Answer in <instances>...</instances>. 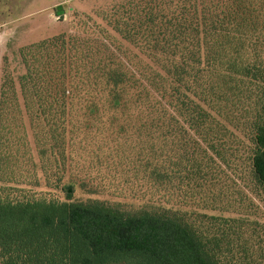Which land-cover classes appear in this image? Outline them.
<instances>
[{
    "label": "rangeland",
    "instance_id": "374dc122",
    "mask_svg": "<svg viewBox=\"0 0 264 264\" xmlns=\"http://www.w3.org/2000/svg\"><path fill=\"white\" fill-rule=\"evenodd\" d=\"M41 41L52 119L18 55ZM263 113L264 0H0L1 187L164 213L222 264H264Z\"/></svg>",
    "mask_w": 264,
    "mask_h": 264
},
{
    "label": "trees",
    "instance_id": "16d2710c",
    "mask_svg": "<svg viewBox=\"0 0 264 264\" xmlns=\"http://www.w3.org/2000/svg\"><path fill=\"white\" fill-rule=\"evenodd\" d=\"M48 43L24 46L18 55L25 77L42 80L39 95L47 108L37 109L52 119L63 115V105L58 113L53 104L60 103L57 96L65 93L66 83L60 70L51 71L54 53L44 47ZM55 76L61 78L60 85L53 84ZM172 92L168 104L180 107L182 96ZM262 115L254 129L251 168L264 190ZM72 198V193L64 201L39 198L19 188L0 186V264H222L192 228L167 214L124 211Z\"/></svg>",
    "mask_w": 264,
    "mask_h": 264
}]
</instances>
